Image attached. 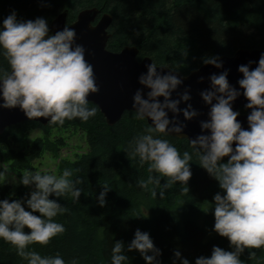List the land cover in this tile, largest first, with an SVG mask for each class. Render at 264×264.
Masks as SVG:
<instances>
[{
    "label": "clouds",
    "instance_id": "1",
    "mask_svg": "<svg viewBox=\"0 0 264 264\" xmlns=\"http://www.w3.org/2000/svg\"><path fill=\"white\" fill-rule=\"evenodd\" d=\"M85 53V47L76 43L74 28L65 25L53 34L45 18L20 20L12 11L0 22V107H18L28 119L43 117L52 126H63L66 120L87 122L98 111L97 106H89L88 97L99 87ZM201 63L223 67L218 56H203ZM252 63L238 66V88L229 83L227 69L209 75L210 86L199 92L202 102L209 106L207 119L200 121L201 134L185 138L192 152L181 154L165 138L184 131L185 123L178 115L183 121L199 115L191 103L179 107L191 96L188 88L177 92L183 83L177 71L162 73L158 71L162 67L150 62L138 76L140 87L132 95L136 119L151 121L125 149L129 160L148 166L149 175L138 180L137 186L150 191L153 197L158 189L163 197L165 189L177 184L187 193L192 176L190 162L195 156L199 167L218 182L221 190L210 204L212 230L227 239L231 250L213 246L210 256L196 258L195 264H244L240 257L246 249L264 247V52L254 68L250 67ZM241 95L247 101L244 107L250 110L247 128L242 127L237 119L240 113L232 107ZM225 157L227 161L223 162ZM74 171L65 168L59 175L26 171L19 184L32 189L27 198L0 200V239L13 246L26 264H79L76 257L65 261L59 253L42 255L29 247L46 246L65 232L64 225L54 218L68 209L55 198L70 195L78 201L82 180L74 176ZM6 176V170H0V179ZM110 190L103 186L96 198L100 207H104ZM125 250L137 251L145 264H160V249L148 232L136 229L126 249L122 241L114 242L110 264H125ZM249 256H255V252H249ZM173 257V264L177 260L189 264L179 250Z\"/></svg>",
    "mask_w": 264,
    "mask_h": 264
},
{
    "label": "trees",
    "instance_id": "2",
    "mask_svg": "<svg viewBox=\"0 0 264 264\" xmlns=\"http://www.w3.org/2000/svg\"><path fill=\"white\" fill-rule=\"evenodd\" d=\"M89 8L112 16L109 51L116 53L125 46H134L138 60L149 57L157 65L168 66L182 75L198 69L203 56L221 58L232 56L239 49L264 50V0H0V22L15 11L20 20L43 17L50 25L56 16L67 11L69 25L81 10ZM237 111L246 113L243 108ZM147 125L146 120L136 119L135 112H125L118 122L108 126L98 109L87 122L76 119L66 120L63 126H41L26 121L8 127L0 135V151L8 153V166L18 173L33 171L32 163L44 152L58 153L61 142L49 139L52 130L78 129L87 143L86 153L74 161L61 160L58 165L59 173L71 168L76 170L74 176L82 180L78 201L70 195L55 198L68 209L54 218L64 225L65 232L46 246L33 244L30 248L42 255L59 253L65 261L76 257L79 264H110L114 242L122 241L126 249L136 229H140L148 232L154 246L160 249V264H173L176 250L189 264H195L200 256H210L213 246L231 250L227 239L212 230L210 204L214 195L221 192L218 182L199 167L195 156L190 162L192 176L186 185L187 193L177 184L165 189L163 197L159 189L153 197L150 191L137 186L138 180L149 175L148 166L129 160L125 149ZM32 130H41L44 137L35 139L28 151L11 147L22 143ZM165 138L181 154L185 150L192 152L186 139ZM105 185L111 190L104 207H100L96 198ZM28 194L23 186L11 194V186L0 181V200L26 199ZM249 252H255V256L250 257ZM125 255V264H145L135 250H125ZM240 259L244 264H264V247L246 249ZM0 264L26 261L0 239Z\"/></svg>",
    "mask_w": 264,
    "mask_h": 264
},
{
    "label": "water",
    "instance_id": "3",
    "mask_svg": "<svg viewBox=\"0 0 264 264\" xmlns=\"http://www.w3.org/2000/svg\"><path fill=\"white\" fill-rule=\"evenodd\" d=\"M67 11H63L56 16L50 23L49 29L51 33L62 29L67 24ZM112 24V16L108 13L100 14L96 8L81 10L76 17V20L69 24L76 31V43L82 44L85 49V59L92 64L93 71L96 77V83L99 91L89 95V103L97 106L108 126L114 125L120 120L125 112H135L132 109V95L138 87V76L146 71V65L152 62L149 57H144L138 60V50L134 46H125L119 52H111L107 49V43L110 39L108 30ZM264 50L260 49H239L232 56L221 57L223 63L221 69H216L211 65H201L198 69L192 71L188 75H178L183 79L182 85L177 89V92H182L184 88L189 89L191 99L188 102L181 103L180 108L186 106V103H191L193 108L199 113L198 116L190 121H183L182 115H178V119L185 123L184 131L177 136L170 135L178 139H191L201 134L200 121L207 119L208 107L200 99L199 92L207 89L209 85L208 77L212 73H218L224 69L228 70V81L234 87H239L237 80L241 78V74L237 71L239 65L247 64L252 61L251 68L256 66L260 54ZM163 69H158L160 72H167L170 69L168 66L157 65ZM200 77L204 79L201 81ZM176 92L173 93V98L176 97ZM162 100V98H160ZM246 100L241 95L233 102V110L240 108L245 109L246 113L240 114L237 119L241 122L242 127L247 128L246 117L250 110L244 105ZM2 103V101H0ZM172 113H169V118ZM32 121L46 126L48 120L40 117L28 119L23 112L18 108H2L0 107V135L13 125ZM150 124L151 121H146ZM227 160V157L223 158Z\"/></svg>",
    "mask_w": 264,
    "mask_h": 264
},
{
    "label": "rangeland",
    "instance_id": "4",
    "mask_svg": "<svg viewBox=\"0 0 264 264\" xmlns=\"http://www.w3.org/2000/svg\"><path fill=\"white\" fill-rule=\"evenodd\" d=\"M44 134L41 130H32L28 133L26 139L19 145H12L11 147L23 151H28L33 141L37 138H43ZM49 139L52 141H59L61 145L56 155L44 152L41 157L34 160L32 163L33 172L50 173L59 175L58 165L61 160L74 161L81 155L87 152V143L84 134L78 129L70 128L67 130L57 131L52 130L49 133ZM8 153L0 151V170H6L7 176L0 181H5L11 186V194H14L16 189L20 186L19 178L24 172L12 171L8 166ZM28 193L32 190L30 187L23 186Z\"/></svg>",
    "mask_w": 264,
    "mask_h": 264
}]
</instances>
